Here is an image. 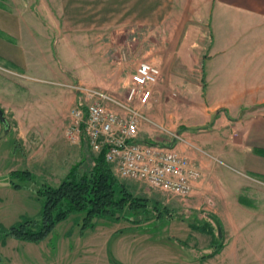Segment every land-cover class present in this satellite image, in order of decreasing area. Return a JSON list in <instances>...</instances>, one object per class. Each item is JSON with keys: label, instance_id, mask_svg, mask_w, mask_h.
<instances>
[{"label": "rangeland", "instance_id": "1", "mask_svg": "<svg viewBox=\"0 0 264 264\" xmlns=\"http://www.w3.org/2000/svg\"><path fill=\"white\" fill-rule=\"evenodd\" d=\"M212 2L0 0L6 9L42 21L45 52L39 57L53 62L46 63L51 70L36 72L0 60V109L7 123L0 122V264H264V176L247 168L253 154L236 122L264 104L233 108L232 125H220L221 109L203 100L197 73L188 77L184 67L190 49L207 53ZM232 2V32L263 34L264 0ZM154 33L156 63L149 60ZM233 43L232 50L245 46L241 39ZM140 62L160 70L143 109L127 101L129 77ZM63 92L73 100L69 106ZM93 92L110 98L106 107L120 115L138 109L137 138L195 162L200 178L188 195L177 196L121 179L110 165L117 182L143 204L134 217L89 222L84 212H74L38 240L6 235L39 218L40 188L58 187L72 167L80 174L90 169L97 154L82 142H68L64 132L71 109L95 100ZM18 114L24 117L15 120Z\"/></svg>", "mask_w": 264, "mask_h": 264}, {"label": "crops", "instance_id": "2", "mask_svg": "<svg viewBox=\"0 0 264 264\" xmlns=\"http://www.w3.org/2000/svg\"><path fill=\"white\" fill-rule=\"evenodd\" d=\"M233 6L236 5L232 0H213L209 6L211 36L205 48L207 53L202 54L201 50L194 52V49H190L192 58L189 60L186 58L184 62V67H187L189 72L188 77L196 73L198 75L197 82L193 81L198 94H203V100L206 103L214 104L215 108L221 109L216 118V123L220 122V125L225 123L232 125L233 108L248 103L264 104V33L232 32ZM221 21H223L221 25L224 24V26L221 32L217 33L216 28ZM42 27H44L42 21L35 14L32 16L27 11L19 14L14 10L6 9L0 3V60L26 71L51 70L49 67L46 68V63L53 62L39 57L45 52ZM156 37V33L149 37V60L155 63L159 60L155 54H160L158 53L160 50H157ZM240 39L245 46L232 50L233 41ZM104 47H107V44ZM189 52L185 55L187 56ZM104 53L108 54L107 49ZM193 54L197 56V60L194 59ZM166 67L169 68L168 65ZM162 70L163 72L165 70V74L169 72L164 64ZM63 98L68 106L73 101L64 92ZM64 113L65 111L62 116ZM21 117L24 115L13 116L15 120ZM236 122L242 123L241 132L244 134L246 143L251 146L253 154L247 168L256 172L253 174L264 176V156L256 152L257 149L264 150V110L246 113ZM27 128L31 129L33 126H27ZM143 129L146 135L144 138L151 139V134L145 128ZM138 141L152 143L149 140L138 139ZM252 258L255 259L256 255Z\"/></svg>", "mask_w": 264, "mask_h": 264}, {"label": "built area", "instance_id": "3", "mask_svg": "<svg viewBox=\"0 0 264 264\" xmlns=\"http://www.w3.org/2000/svg\"><path fill=\"white\" fill-rule=\"evenodd\" d=\"M160 76L159 68L140 62L130 74L127 101L138 107L149 105L150 87ZM95 100L80 102L69 113V124L64 136L75 144L85 140L88 149L96 154L104 152V160L115 168L121 179L144 183L177 196L189 194L192 183L200 178L195 162L173 149L158 143L138 141L142 114L136 108H126L120 115L105 105L110 100L105 94L93 92ZM82 101V100H81Z\"/></svg>", "mask_w": 264, "mask_h": 264}, {"label": "trees", "instance_id": "4", "mask_svg": "<svg viewBox=\"0 0 264 264\" xmlns=\"http://www.w3.org/2000/svg\"><path fill=\"white\" fill-rule=\"evenodd\" d=\"M81 142L86 145L84 139ZM256 152L264 156V150L257 149ZM37 194L42 197L39 218L12 226L5 231L6 235L35 241L48 234L56 222L69 213L84 212L85 221L90 222L102 216L118 218L131 213L129 215L134 217L133 214L142 211L143 205L139 199H132L117 182L110 165L104 160L103 151L91 158V167L87 171L80 174L77 166L72 167L58 187L46 185ZM218 249L207 255L217 253Z\"/></svg>", "mask_w": 264, "mask_h": 264}, {"label": "water", "instance_id": "5", "mask_svg": "<svg viewBox=\"0 0 264 264\" xmlns=\"http://www.w3.org/2000/svg\"><path fill=\"white\" fill-rule=\"evenodd\" d=\"M4 112L0 109V122L4 124V126H7L6 119L4 117Z\"/></svg>", "mask_w": 264, "mask_h": 264}]
</instances>
